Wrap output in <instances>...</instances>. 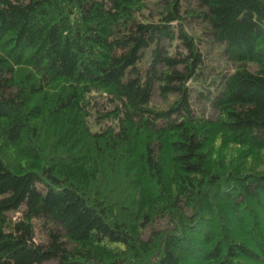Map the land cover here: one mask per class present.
<instances>
[{
	"label": "trees",
	"instance_id": "obj_1",
	"mask_svg": "<svg viewBox=\"0 0 264 264\" xmlns=\"http://www.w3.org/2000/svg\"><path fill=\"white\" fill-rule=\"evenodd\" d=\"M230 145L264 151V0H0V264H264Z\"/></svg>",
	"mask_w": 264,
	"mask_h": 264
},
{
	"label": "rangeland",
	"instance_id": "obj_2",
	"mask_svg": "<svg viewBox=\"0 0 264 264\" xmlns=\"http://www.w3.org/2000/svg\"><path fill=\"white\" fill-rule=\"evenodd\" d=\"M157 101V97H154ZM159 104V103H158ZM218 170L225 174L230 171H240L244 174L264 173V151H256L253 156L245 153V149L238 146H227L219 150L216 156ZM53 264V263H45Z\"/></svg>",
	"mask_w": 264,
	"mask_h": 264
}]
</instances>
